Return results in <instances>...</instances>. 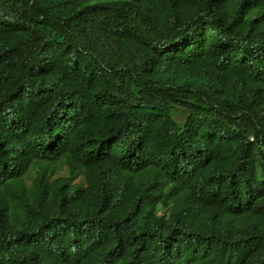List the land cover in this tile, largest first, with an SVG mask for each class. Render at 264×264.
Listing matches in <instances>:
<instances>
[{
    "label": "trees",
    "instance_id": "trees-1",
    "mask_svg": "<svg viewBox=\"0 0 264 264\" xmlns=\"http://www.w3.org/2000/svg\"><path fill=\"white\" fill-rule=\"evenodd\" d=\"M0 264H264V0H0Z\"/></svg>",
    "mask_w": 264,
    "mask_h": 264
},
{
    "label": "clouds",
    "instance_id": "clouds-1",
    "mask_svg": "<svg viewBox=\"0 0 264 264\" xmlns=\"http://www.w3.org/2000/svg\"><path fill=\"white\" fill-rule=\"evenodd\" d=\"M77 180L80 181L81 180L80 177H77ZM74 182H75V180H74Z\"/></svg>",
    "mask_w": 264,
    "mask_h": 264
}]
</instances>
